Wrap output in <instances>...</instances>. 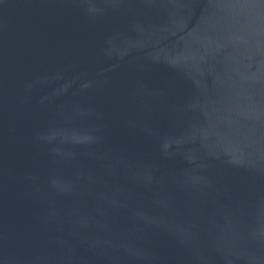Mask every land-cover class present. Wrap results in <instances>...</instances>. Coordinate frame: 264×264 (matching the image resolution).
<instances>
[{"label":"water","instance_id":"95a60500","mask_svg":"<svg viewBox=\"0 0 264 264\" xmlns=\"http://www.w3.org/2000/svg\"><path fill=\"white\" fill-rule=\"evenodd\" d=\"M0 264H264V0H0Z\"/></svg>","mask_w":264,"mask_h":264}]
</instances>
